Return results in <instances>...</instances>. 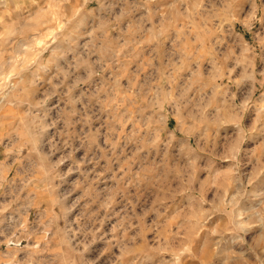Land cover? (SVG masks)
<instances>
[{"label": "rangeland", "instance_id": "obj_1", "mask_svg": "<svg viewBox=\"0 0 264 264\" xmlns=\"http://www.w3.org/2000/svg\"><path fill=\"white\" fill-rule=\"evenodd\" d=\"M0 264H264V0H0Z\"/></svg>", "mask_w": 264, "mask_h": 264}]
</instances>
